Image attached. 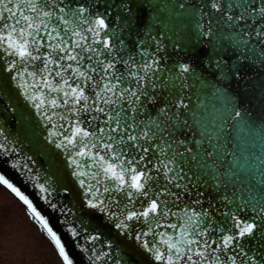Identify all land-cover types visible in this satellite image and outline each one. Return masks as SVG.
Segmentation results:
<instances>
[{
    "label": "snow or ice",
    "instance_id": "obj_1",
    "mask_svg": "<svg viewBox=\"0 0 264 264\" xmlns=\"http://www.w3.org/2000/svg\"><path fill=\"white\" fill-rule=\"evenodd\" d=\"M176 7L184 9L185 4ZM93 9L87 0H0V51L14 58L4 61V70L13 73L11 79L26 89L24 94L37 109L45 110L49 120L57 114L55 110H65L60 114L62 139L56 146L74 150L72 162L77 169L82 165L76 157L90 161L87 167L95 169L90 174L75 173L89 175L95 182L79 181L89 195L77 209L81 220L87 215L96 221V228L114 229L117 240L109 242V248L123 242L118 240L120 236L125 240L131 236L160 264H237L238 258H246L241 264H255L239 241L251 236L257 216H264V198L253 194L251 184L247 198L240 194L245 189L241 180L247 177L236 175L233 152L222 150L216 136L206 128L200 130L202 124L193 123L195 113L182 92L187 85L160 83L159 61L147 50L122 55L124 42L106 22L107 17ZM203 9L206 11L197 7L192 12L200 17L197 28L201 35L264 58V0H205ZM180 71L188 73L189 67L181 66ZM25 74L31 80L24 79ZM28 89L33 90L31 94ZM220 108L226 115L213 128L218 127L221 136H230L238 121L248 123L234 105ZM258 172L255 182L264 191V171ZM0 185L27 206L63 264H74L61 236L32 200L3 175ZM205 185L219 196L212 192L205 196ZM38 187L41 193H48L43 185ZM193 190L196 198L192 204L207 201L206 206L191 212L185 208L180 222H175L169 201L176 207L175 202L184 194L192 195ZM104 194L110 197L107 202L101 198ZM249 208L256 215L242 219L241 213ZM170 215L173 220L168 219ZM216 215L231 221L238 232L232 227L227 234L224 227L213 228ZM105 217L111 223L105 224ZM129 221L146 224L149 230L133 227L129 232ZM157 228L168 231L157 233ZM72 235L77 233L72 230Z\"/></svg>",
    "mask_w": 264,
    "mask_h": 264
},
{
    "label": "water",
    "instance_id": "obj_2",
    "mask_svg": "<svg viewBox=\"0 0 264 264\" xmlns=\"http://www.w3.org/2000/svg\"><path fill=\"white\" fill-rule=\"evenodd\" d=\"M87 2L94 5V11L107 17L106 22L124 42L122 55H135L137 50H147L149 55H154L159 61L161 71L157 75L160 83L182 82L187 85L182 92L185 102L195 113L193 123L202 124L200 130L206 128L207 133L216 136L222 150L232 151L236 175L247 177L241 180L245 189L240 194L247 198V187L251 184L253 194L258 193L264 198V191L255 182L258 170L264 171V164L261 163L264 161V58H257L255 53L248 51H237L213 36L201 35L197 28L200 17L192 15V12L197 7L206 11L203 9L205 0ZM182 2L185 4L184 9L176 7ZM241 56L246 59H241ZM0 57L4 58L0 60V145L3 146L0 147V175L28 196L38 211L49 219L54 230L61 236L74 264H160L153 253L140 247L131 236L126 240L124 236H120L118 240L123 242L113 243L109 248V242L117 240L116 231L96 228V221L87 215L81 220L82 213L77 209L82 207L89 195L79 181L84 179L86 184L95 182L89 179V175L78 176L75 173L83 171L90 174L95 169L87 167L90 161L76 157L82 165L77 169L72 162L74 150L70 146L67 149L56 146L62 139L59 135L63 131L60 128L63 123L60 114L65 110H55L57 114L49 120L44 115L45 110L37 109L24 94L26 89L20 88L11 79L13 73L4 70V61L14 58L2 51ZM137 59L142 58L137 56ZM181 66H188L189 72L182 73ZM178 76L180 81L176 80ZM24 79L31 80V77L25 74ZM19 83H23V80ZM28 91L31 94L33 90ZM233 105L242 116L247 117L248 123L241 124L238 121L230 136L227 133L221 136L218 127L213 128V123L219 125L223 122L226 113L221 106L231 108ZM47 111L49 114L53 112L50 108ZM193 131L199 138L197 128L194 127ZM52 133L57 135L53 136ZM205 138H208L207 134ZM228 159L231 160V156ZM39 185L46 187L48 193H41ZM202 190L205 196L212 192L207 185ZM212 195L219 196V193L212 192ZM45 196L48 197L47 200ZM101 198L107 202L110 197L104 194ZM118 198H122V194ZM195 198L193 190L192 195H182L175 202L178 205L176 207L169 201V206L176 214L175 222H180L179 218L183 216L185 208L191 212L206 206L207 201L200 206L193 205ZM53 204L56 205L55 208L52 207ZM108 207L112 206L109 204ZM136 207H139V200ZM254 215L256 213L249 208L241 213V218H251ZM215 218L216 223L212 227H224L227 234L232 222L219 215ZM168 219L173 220L171 215ZM104 223L111 222L105 217ZM127 223L130 225L127 230L129 232L133 227L139 231L149 230L146 224L136 221ZM256 224L253 234L246 235L239 243L248 256L253 257L255 264H264V216H257ZM72 230L77 233L76 236L72 235ZM156 231L159 233L168 230L157 228ZM232 231L238 232L234 227ZM93 236L99 238L92 239ZM157 246L162 250L165 248L163 244ZM242 259L246 258H238L237 264H241Z\"/></svg>",
    "mask_w": 264,
    "mask_h": 264
},
{
    "label": "rangeland",
    "instance_id": "obj_3",
    "mask_svg": "<svg viewBox=\"0 0 264 264\" xmlns=\"http://www.w3.org/2000/svg\"><path fill=\"white\" fill-rule=\"evenodd\" d=\"M0 264H63L40 228L1 186Z\"/></svg>",
    "mask_w": 264,
    "mask_h": 264
}]
</instances>
